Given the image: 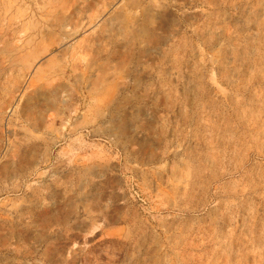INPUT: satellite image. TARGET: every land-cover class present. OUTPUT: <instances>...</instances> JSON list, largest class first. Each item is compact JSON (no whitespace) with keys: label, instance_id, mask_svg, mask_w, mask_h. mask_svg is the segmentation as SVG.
<instances>
[{"label":"rangeland","instance_id":"obj_1","mask_svg":"<svg viewBox=\"0 0 264 264\" xmlns=\"http://www.w3.org/2000/svg\"><path fill=\"white\" fill-rule=\"evenodd\" d=\"M0 264H264V0H0Z\"/></svg>","mask_w":264,"mask_h":264}]
</instances>
